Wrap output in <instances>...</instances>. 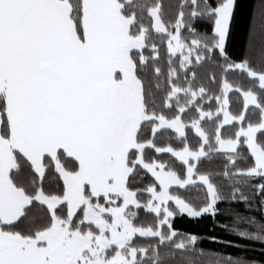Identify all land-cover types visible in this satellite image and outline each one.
Instances as JSON below:
<instances>
[{
    "label": "snow or ice",
    "instance_id": "obj_1",
    "mask_svg": "<svg viewBox=\"0 0 264 264\" xmlns=\"http://www.w3.org/2000/svg\"><path fill=\"white\" fill-rule=\"evenodd\" d=\"M0 264H264V0H0Z\"/></svg>",
    "mask_w": 264,
    "mask_h": 264
},
{
    "label": "trees",
    "instance_id": "obj_2",
    "mask_svg": "<svg viewBox=\"0 0 264 264\" xmlns=\"http://www.w3.org/2000/svg\"><path fill=\"white\" fill-rule=\"evenodd\" d=\"M246 3H249L255 6L259 3V0H245ZM247 47V35L244 29L243 24H241L239 29V34L237 39L233 42V46L230 49V53L232 54H240L242 55ZM219 207L222 210L227 209L228 205L225 203H221ZM236 211L243 213L245 209L243 205H233ZM233 220V216L226 211H222L221 214L215 217V223L211 216H204L201 219L193 220L189 219L186 216L184 217H177L175 220V228L186 231V232H193L198 233L201 236H211L216 235L218 238H223L224 236L228 235V233L224 232L223 229L218 226L220 224H227L231 226ZM259 246V245H257ZM205 250L208 252H220L222 255H227L235 251L233 248H229L227 252H223L216 244H211L207 240L205 241Z\"/></svg>",
    "mask_w": 264,
    "mask_h": 264
}]
</instances>
